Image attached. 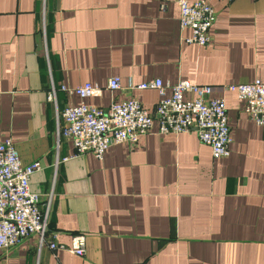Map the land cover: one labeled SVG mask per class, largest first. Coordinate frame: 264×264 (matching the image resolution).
Listing matches in <instances>:
<instances>
[{
	"label": "crops",
	"instance_id": "obj_1",
	"mask_svg": "<svg viewBox=\"0 0 264 264\" xmlns=\"http://www.w3.org/2000/svg\"><path fill=\"white\" fill-rule=\"evenodd\" d=\"M206 1L216 20L210 44L198 46L183 41L191 29L181 28L178 0H0V140L24 164L41 163L30 186L49 224L46 242L35 234L0 249V264H264V125L236 93H213L226 100L232 138L219 159L195 129L155 125L103 159L77 154L59 132L64 110L82 102L136 99L154 111L162 95L137 86L157 78L165 96L179 80L264 81V0ZM111 77L119 89L107 88ZM87 82L101 93L62 88ZM79 234L82 256L48 245L70 247Z\"/></svg>",
	"mask_w": 264,
	"mask_h": 264
},
{
	"label": "built area",
	"instance_id": "obj_2",
	"mask_svg": "<svg viewBox=\"0 0 264 264\" xmlns=\"http://www.w3.org/2000/svg\"><path fill=\"white\" fill-rule=\"evenodd\" d=\"M178 3L181 28L191 29V35L184 37L183 41L198 46L209 45L212 39L210 28L216 20L214 8L206 0H178ZM120 86L119 77L108 79V89L117 90ZM167 86L160 78L137 86L139 89H157L162 95L154 111H149L136 99L113 102L107 108L85 102L69 106L63 112L66 125L59 132L73 141L77 154L90 152L103 159L110 146L125 142L136 144L155 125L160 134H180L195 129L199 139L210 146L215 159L227 157L232 142L227 105L222 96H213L215 91L236 93L244 101L245 112L256 124L264 125V81L261 79L224 86L179 80L170 86L172 94L165 96ZM62 88L68 93L78 94L82 99L96 96L102 91L100 86L90 82L75 88ZM55 96V89H52L49 99L54 100ZM40 169L39 161L24 164L10 139L0 140L2 250L18 246L35 234L39 235L41 243L46 242L49 230L47 213L41 208L39 195L30 186L32 175ZM48 245L52 250L61 248L82 256L85 254L86 237L82 234L73 236L70 247L59 244L55 238Z\"/></svg>",
	"mask_w": 264,
	"mask_h": 264
}]
</instances>
